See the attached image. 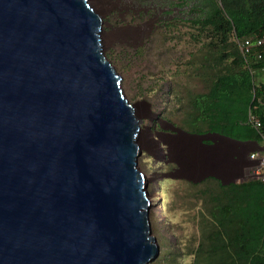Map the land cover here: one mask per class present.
<instances>
[{
    "label": "water",
    "instance_id": "obj_1",
    "mask_svg": "<svg viewBox=\"0 0 264 264\" xmlns=\"http://www.w3.org/2000/svg\"><path fill=\"white\" fill-rule=\"evenodd\" d=\"M89 0H0V264H144L137 103Z\"/></svg>",
    "mask_w": 264,
    "mask_h": 264
},
{
    "label": "trees",
    "instance_id": "obj_2",
    "mask_svg": "<svg viewBox=\"0 0 264 264\" xmlns=\"http://www.w3.org/2000/svg\"><path fill=\"white\" fill-rule=\"evenodd\" d=\"M178 2H190V12L200 15L186 21L194 29L195 50L177 71L183 87L177 112L182 114L179 123L169 120L171 125L191 135L216 134L261 145L264 44L243 55L236 40L264 37V0ZM190 186L193 200L201 205L191 263L264 264V183L249 179L222 186L209 178Z\"/></svg>",
    "mask_w": 264,
    "mask_h": 264
},
{
    "label": "rangeland",
    "instance_id": "obj_3",
    "mask_svg": "<svg viewBox=\"0 0 264 264\" xmlns=\"http://www.w3.org/2000/svg\"><path fill=\"white\" fill-rule=\"evenodd\" d=\"M89 1L104 22L101 35L104 55L121 78L120 85L126 99L132 104H142L139 114L146 118L142 121V130L150 128L152 133L141 139L142 155L137 160V169L146 180V192L152 203L148 223L158 247V256L149 264H192L193 257L189 253L197 244V215L201 205L192 198V183L163 178L164 174L172 172L173 166L163 163L167 161L164 144L175 146L176 141L165 133L154 136V132L161 130L147 118L154 114L167 123L172 124L169 120L179 123L177 118L182 112H177L176 98L180 97L183 87L176 75L195 50L191 40L194 29L186 21L200 14L190 12L193 5L186 3L178 22L161 25L157 31H150L147 37L140 35V39L137 36L134 39L130 37L131 31H122L127 26H137L132 11L117 8L100 11L92 0ZM160 1L162 9H171L178 0ZM167 14L169 16H163V19L175 16L172 10Z\"/></svg>",
    "mask_w": 264,
    "mask_h": 264
},
{
    "label": "bare ground",
    "instance_id": "obj_4",
    "mask_svg": "<svg viewBox=\"0 0 264 264\" xmlns=\"http://www.w3.org/2000/svg\"><path fill=\"white\" fill-rule=\"evenodd\" d=\"M92 1L100 11L106 10L107 4L105 1ZM178 4L179 2L176 1L173 3V7L171 9L168 7H166L167 9H162L160 7V1L154 31H157L161 25L165 26L172 22L176 23L180 20L178 16L183 12L182 7L185 6H179ZM168 10H172V13L175 15L174 18L170 17L169 19H163V16H169L167 14ZM141 106L142 104H137L136 106L134 121H136L138 131L136 132V135L131 143L136 146V157H133V160H135L133 161V164H135L133 170L142 176L141 178L143 180V188L140 189V192L144 193V198L148 202L149 206L147 210H139L138 212H146L145 218L148 228L147 238L153 239V242H150L149 245H153L156 249L154 257L150 261L144 263L149 264L158 256V247L156 246L154 237L151 235L148 223V213L152 207V203L146 192V180L137 169V160L142 155L140 141L145 135H152L150 128H146L145 131H143L141 128L142 121L146 119L139 114ZM147 119L151 124L155 123L156 128L161 130V132H154V136L158 137L160 134L165 133L167 136H170L176 141L175 146L173 144V146L164 144L165 147H167V161H164L163 163L166 165L171 164L173 165V168L172 172L164 174L163 178L185 180L192 184H199L206 179L212 178L220 182L222 186H228L246 181L244 169L248 165L249 155L253 152V150H250L249 147L256 146V144H245L216 134H207L201 136L187 134L186 132L165 122L164 120H161L158 115L154 114ZM162 159L164 160V156Z\"/></svg>",
    "mask_w": 264,
    "mask_h": 264
},
{
    "label": "flooded vegetation",
    "instance_id": "obj_5",
    "mask_svg": "<svg viewBox=\"0 0 264 264\" xmlns=\"http://www.w3.org/2000/svg\"><path fill=\"white\" fill-rule=\"evenodd\" d=\"M106 10L117 8L125 12L132 11V16L137 18V26L130 27L122 31H131L130 37L140 39V35L146 36L154 30L158 14L160 0H108ZM103 20V19H102ZM104 24V22H103ZM103 26V25H102ZM118 32V31H117ZM116 34V33H112Z\"/></svg>",
    "mask_w": 264,
    "mask_h": 264
},
{
    "label": "built area",
    "instance_id": "obj_6",
    "mask_svg": "<svg viewBox=\"0 0 264 264\" xmlns=\"http://www.w3.org/2000/svg\"><path fill=\"white\" fill-rule=\"evenodd\" d=\"M236 43L243 53L248 54L252 47H261L264 44V37L252 42L250 39L239 41ZM261 147V148H260ZM253 152L248 157V165L244 169L246 180L257 179L264 183V133L262 135L261 145L252 146Z\"/></svg>",
    "mask_w": 264,
    "mask_h": 264
}]
</instances>
